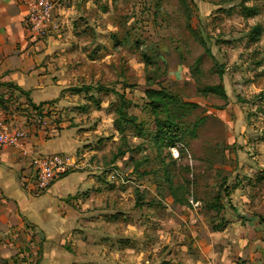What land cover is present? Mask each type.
<instances>
[{
  "label": "rangeland",
  "instance_id": "obj_1",
  "mask_svg": "<svg viewBox=\"0 0 264 264\" xmlns=\"http://www.w3.org/2000/svg\"><path fill=\"white\" fill-rule=\"evenodd\" d=\"M52 1L56 27L42 38L27 32L22 0H1L0 26L17 45L44 43L64 91L39 102L58 132L41 148L77 168L42 193L22 169L2 175L45 235L1 225L0 264H264V230L251 232L264 219V0ZM218 83L225 98L202 92ZM2 86L9 107L24 99ZM149 90L176 103H152ZM117 94L141 133L124 121L117 131ZM167 118L183 131L176 159L156 144Z\"/></svg>",
  "mask_w": 264,
  "mask_h": 264
},
{
  "label": "crops",
  "instance_id": "obj_2",
  "mask_svg": "<svg viewBox=\"0 0 264 264\" xmlns=\"http://www.w3.org/2000/svg\"><path fill=\"white\" fill-rule=\"evenodd\" d=\"M1 14L3 13H0V17ZM10 33L7 26H0V83L3 85L2 87L5 88L9 84L18 86L28 94L33 103L44 102L58 97L64 89L59 86L58 81L54 83L53 77L55 74L51 71V64L49 62H44V57L47 55V50L43 51L45 47L44 43L39 42L31 46L28 41L22 40L17 45L16 39L10 40ZM45 64H47V66ZM48 86H57L60 89L56 90V93L53 94L51 98L35 101L34 93L43 91ZM10 89L13 90L12 88ZM13 91L15 94L18 93V95L26 99L19 91ZM43 140L42 136L30 137V139L25 141L22 147L27 148L28 155L30 156L43 154L45 152L46 154L58 152L42 151L41 147L45 145ZM76 145H78V142ZM24 159L25 157L19 148L0 147V226L8 225L9 223L16 225L31 223L39 228L38 223L30 217L31 213H29L30 211L27 209L28 196H25L22 192V194H17L16 197L8 195L6 186L9 187V184L2 176L5 173L13 176V174L15 175L19 170H23ZM71 174L73 173L69 175ZM69 175L61 178V180L66 179ZM51 188L50 190H52ZM68 195L69 193H67L66 196ZM55 197L59 202V200L64 198V194L55 195ZM254 219L256 218H252V220ZM253 226L254 227L251 228L252 233L256 234L259 231H263L264 219L261 217L259 220H255ZM39 230L44 233L41 228H39Z\"/></svg>",
  "mask_w": 264,
  "mask_h": 264
},
{
  "label": "built area",
  "instance_id": "obj_3",
  "mask_svg": "<svg viewBox=\"0 0 264 264\" xmlns=\"http://www.w3.org/2000/svg\"><path fill=\"white\" fill-rule=\"evenodd\" d=\"M25 8V22L28 32L36 38L44 37L55 28V5L52 0H22ZM0 101V147L19 148L25 158H28L25 173L19 178L23 186L31 191L44 192L55 181L61 179L72 169L77 168L76 159L66 154H36L28 155L23 148L30 137L57 135L55 126L50 125L47 118L51 108L48 104L33 103L27 99L9 107ZM173 158L179 157L180 147L174 145L168 149ZM27 156V157H26Z\"/></svg>",
  "mask_w": 264,
  "mask_h": 264
},
{
  "label": "trees",
  "instance_id": "obj_4",
  "mask_svg": "<svg viewBox=\"0 0 264 264\" xmlns=\"http://www.w3.org/2000/svg\"><path fill=\"white\" fill-rule=\"evenodd\" d=\"M259 32H260V27L258 25H254L250 29V34H251V37H253V39H255V36L258 35ZM205 51L207 55L211 57L210 50L208 48H205ZM8 86L12 88L13 90L19 91L21 94L25 96V98L29 102H31V99L29 98L28 94H26V92H24L18 86H15L12 84H9ZM87 89L89 88H86V90ZM74 91L81 92L82 90L81 88H79V89H74ZM202 92L205 94H213L220 98H225V92H224V89L221 83H218L212 86H207L202 90ZM117 95L120 101V106L116 110L117 131L119 132V134H123L124 127L122 126V123L124 121L126 123L132 124L133 127L137 129L139 133H141V128L139 124L136 123V118L133 116H127V114L123 110L125 107L124 96L122 94H117ZM147 95H148V98L151 99L152 103L157 102L161 104L163 107L167 106L168 101L176 103V100L172 96L168 95V93H166L164 90H158V91L149 90L147 91ZM183 104H187V103H183ZM155 139H156V144L160 148L167 149L174 145L179 144V142L183 139V131L177 123L167 118L166 120L156 122ZM68 174L69 173L65 174L63 177L67 176ZM257 179L262 181L264 180V176H259ZM213 202L214 203L211 204V208L218 211L220 209L219 207L220 204H218L216 200Z\"/></svg>",
  "mask_w": 264,
  "mask_h": 264
}]
</instances>
